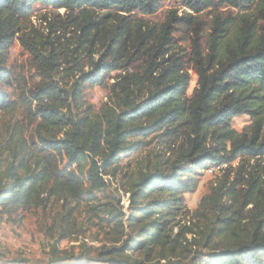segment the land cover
<instances>
[{"label":"trees","instance_id":"trees-1","mask_svg":"<svg viewBox=\"0 0 264 264\" xmlns=\"http://www.w3.org/2000/svg\"><path fill=\"white\" fill-rule=\"evenodd\" d=\"M165 1L0 0V67L17 38L41 75L31 137L19 121L0 129V211L54 209V258L58 241L82 231L73 222L83 212L99 244L79 255L94 262L264 264V0H183L194 13L213 11L205 42L191 15L169 10L160 25L136 17ZM35 4L63 9L67 24L44 16L40 31ZM175 29L192 43L191 96ZM110 79L97 110L85 89ZM19 105L0 89V114ZM242 115L250 123L239 132L232 122ZM143 151L131 169L121 164ZM215 165L224 173L189 211L184 195Z\"/></svg>","mask_w":264,"mask_h":264},{"label":"rangeland","instance_id":"rangeland-1","mask_svg":"<svg viewBox=\"0 0 264 264\" xmlns=\"http://www.w3.org/2000/svg\"><path fill=\"white\" fill-rule=\"evenodd\" d=\"M34 10L31 24L40 31H46L47 22L45 23L42 20L44 16L48 17L56 26L67 24V14L63 9L58 10V12H49L35 4ZM169 10L176 11L178 16L191 15L195 18V21H197V31L200 35L199 39L202 42L206 41L213 11L205 10L200 13H194L184 6L183 0H166L156 13L152 15L137 13L136 17L146 22L160 25ZM220 11L232 15L239 12L238 9L229 6L220 8ZM183 31L185 30L175 29L173 36L176 45L186 55L185 68L190 75L187 95L191 96L196 86L197 76L192 68V63L188 61L192 43L189 34ZM3 67L0 68H3L1 70L5 71L6 75L0 80V89L7 92L11 99L18 101L20 105L14 112L0 114V129L3 127V122H6L8 119H11L9 122L12 125L17 124V121H19L27 128V137H31L35 126V117L33 114L35 102L32 101V104H30L29 99L31 92L39 84L41 75L36 69L32 56L19 43L17 38H14L9 48L6 63ZM112 82L113 80L110 79L107 85L87 87L84 92L87 102L99 110L107 101L110 92L109 85ZM249 123V117L242 115L233 120L232 126L240 132ZM144 154H146L145 151L124 155L121 164L130 161L131 169L135 166L136 160L141 159ZM237 163L238 160L233 161L232 167H236ZM225 168L223 165L220 171L212 174H208L206 169L200 171L196 190L184 195L185 204L189 211L196 209L200 198L209 192L212 182L215 181L216 177L224 173ZM126 199L125 196L122 202L125 207L127 205ZM11 214V218H8L6 213L0 211V248H5V252L0 253V264H105L91 261L85 258V256L81 257L79 255L82 245L96 247L99 244L98 241L93 239L96 228L88 224L87 214L85 215L83 212L76 214L73 224L81 226L82 231L80 230L70 238L58 241L55 246L57 250L55 258L51 255V249L52 242L57 239L58 234L49 228V225L53 222L52 216L55 214L54 209L47 210L45 213L40 208H31L30 210L16 209L12 210ZM203 252L208 253L205 250ZM69 254L79 256L78 260L74 261L71 258L61 259L63 255ZM89 254L91 255V253ZM198 260L200 264H208L206 255L200 256Z\"/></svg>","mask_w":264,"mask_h":264},{"label":"built area","instance_id":"built-area-1","mask_svg":"<svg viewBox=\"0 0 264 264\" xmlns=\"http://www.w3.org/2000/svg\"><path fill=\"white\" fill-rule=\"evenodd\" d=\"M223 165H215L212 167H209L206 169L208 174H212V173H216L217 171H220ZM5 252V248H0V253H4ZM23 264V263H20Z\"/></svg>","mask_w":264,"mask_h":264}]
</instances>
